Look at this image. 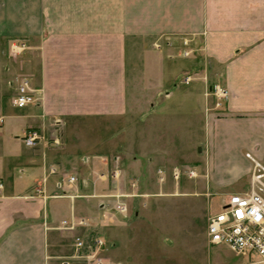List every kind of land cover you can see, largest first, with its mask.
<instances>
[{
  "label": "crops",
  "instance_id": "obj_1",
  "mask_svg": "<svg viewBox=\"0 0 264 264\" xmlns=\"http://www.w3.org/2000/svg\"><path fill=\"white\" fill-rule=\"evenodd\" d=\"M177 35L221 68L229 92L221 108L212 101L205 114L203 89L176 86L179 60L165 44ZM13 41L28 43L24 66L41 101L0 113V264H54V257L70 256L74 233L62 226L70 218L88 221L77 232L102 237L113 264L264 263L231 249L228 260L220 255L227 246H209L206 236L196 250L186 248L192 236L181 234L195 207L187 199L204 195V182L150 189L132 180L124 216L115 196L128 179L114 176L117 169L120 178L144 176L163 159L154 156L166 112L180 98L186 110L198 96L206 137L189 160L202 164L216 189L250 191L260 171L255 161L264 167V0H0V48ZM30 128L60 137L62 145L27 146L22 137ZM127 146L131 159L123 156ZM39 184L44 194L36 193ZM177 216L180 227H171ZM171 237L185 239L178 258L164 251Z\"/></svg>",
  "mask_w": 264,
  "mask_h": 264
},
{
  "label": "rangeland",
  "instance_id": "obj_2",
  "mask_svg": "<svg viewBox=\"0 0 264 264\" xmlns=\"http://www.w3.org/2000/svg\"><path fill=\"white\" fill-rule=\"evenodd\" d=\"M165 46L168 48L171 57L174 58L172 60H179L178 63H175L177 61H171L175 63L176 74H178L177 75L178 81L176 80V86L182 89L185 88L186 89L196 88L197 90L203 89L205 92L204 94L206 96L205 100L207 101L205 114H209L211 112L209 104L212 101H213V105L216 104V99L214 98V95L210 91V86L214 84H221V75H222L221 68H217L216 66L210 64V62L204 56L201 55L200 49L195 48L194 44H191L188 41V36L177 35V36L168 37ZM26 51L27 50H25L17 59H14L12 57H9L8 46L4 48H0V113L2 109L7 108L8 106H12L11 100L15 95L16 86L18 83L17 76L25 73L28 75L30 74L29 73L30 71L27 72V70H31V69L24 66L26 60L28 62L31 61V57L27 55ZM34 59H37V56H35ZM174 63L172 64L174 65ZM182 63H184L185 65L184 66L179 65ZM178 66L182 67L180 68L181 70L178 69ZM187 77H190L191 81L189 83H184V80ZM180 81H182L183 84ZM32 85H33V78H32ZM179 100L176 101L175 103H172V106L175 107V109H172L170 112L169 111L166 112L165 121L162 124L163 126L158 127V133L160 129L163 128L162 140H164V142L163 144H160L163 146H159L162 148L156 150L157 155H155L154 157L156 156L160 157L164 155V158L159 161L154 159V162L151 163L149 167L150 170H148V172H145L144 176H140L138 174H132L129 175L130 177L124 176L120 178L122 174H120V170L117 169V171H119V179H121L120 180L121 182H123L122 180L124 178L128 179L126 185L128 186V188L126 187L125 190H121L122 192L116 193L117 197L115 196V200L120 195V199L123 200L124 202L126 201L128 206L129 204H131V200H132L131 197L133 196V193H130L131 191L129 190V188L131 186L129 184H131L132 180L137 181L139 185H142V188H150V189L161 185H173L175 184V182L177 183L178 180L179 182L181 181L183 184H194L195 181L204 182V187H203V190H205L204 195H196L194 196V198L187 199V201L190 204H194L195 207L186 217L185 223L186 225L189 224L188 231H184V233L181 234L182 237H184V235L186 236V234H190L192 236V240L187 243L188 247L186 248L190 249V251L191 250L193 251L200 246L203 236H206L208 245L211 246L207 237V219L210 214L219 211L221 205L223 204V201L230 196V192H229L230 188H225V189L221 188L219 190L216 189V187L211 183L209 174L203 171L202 164L199 162L189 160L190 151H193V153L200 151L199 148L198 149L195 148V143L200 139L206 137L204 116L202 110L200 109V102L197 103L198 96H195V98H192V100L189 101L187 99L188 103L186 105L187 106L186 110L180 107L181 102H179ZM98 132H96V134L94 135L95 136L99 135ZM123 132L125 133L126 129H123ZM108 133H111V131L109 130L102 131V134L104 136L108 135ZM47 144L49 143L47 142ZM206 148L207 146L205 147V149ZM125 150H123L125 152L123 153V156H128L131 159L133 154H131L132 152L130 150V146H127V149ZM110 151L114 152L115 151L114 147L110 148ZM175 152L178 153L176 156L177 160L168 161L169 158L175 159V154H176ZM190 167H194L195 170L197 171V175L195 177L189 176L188 169ZM259 169L260 168H258V170ZM177 172H180L179 176L178 175L176 176ZM253 176H252V180H253ZM261 180L264 183V177ZM257 185L260 186V184ZM35 191L38 195L44 194L43 187H41L40 184L39 186H36ZM226 191H228V193H225ZM262 194L264 195V190L262 191ZM58 195H63V194H61L60 192L57 193L56 196ZM155 198L157 199L156 196ZM180 218L183 217L177 216L176 219H171L172 221L170 222V226L180 227L181 222L178 223V220H180ZM62 226L64 229H66L63 224ZM78 228L79 227H77V230L76 229L71 230V232L74 233L72 245L74 244L76 237L82 235L81 232H77ZM92 233H93L92 238L98 236L96 232H92ZM92 233L89 234L92 235ZM166 241L167 240L163 241L164 251L169 250L170 255L174 256L175 258H178L176 254L182 255L186 246L184 238L175 240L174 237L173 238L171 237L170 239H168L167 242ZM156 244H158V242H156ZM188 249L186 250L188 251ZM230 252H231L230 247L227 246L225 247L224 251L222 250V253H220V255L230 260ZM71 254L72 253H70L69 255ZM213 254H215V250H213ZM66 256L67 255H65V257H54L53 259L54 264H62L64 259L68 258ZM252 256L253 258H257V259L260 258L257 255H252ZM106 258L109 261H113L108 256H106ZM73 264H88V262H86L84 259L81 260L76 259L75 261H73Z\"/></svg>",
  "mask_w": 264,
  "mask_h": 264
},
{
  "label": "built area",
  "instance_id": "obj_3",
  "mask_svg": "<svg viewBox=\"0 0 264 264\" xmlns=\"http://www.w3.org/2000/svg\"><path fill=\"white\" fill-rule=\"evenodd\" d=\"M28 44L24 41H13L9 45V57L17 59L26 49ZM32 74H20L17 76L16 92L11 100L15 108H25L30 105H36L41 101L40 90L32 85ZM190 77L184 80L189 83ZM211 93L216 99V107L221 108L224 101L228 98L227 88L221 84H214L210 87ZM4 118L0 116V124ZM59 124V123H57ZM24 143L29 147H36L41 142H51L56 147L62 145L60 137L53 136L48 140L39 128H30L22 137ZM249 157L250 154H248ZM256 168H260L253 176L252 187L246 193H232L223 201L218 212L212 213L207 219V237L211 245H227L232 251L239 255H257L264 262V167L255 161ZM57 167H51L50 173H57ZM190 177H195L197 171L194 167L188 169ZM63 179L70 184L78 182L76 175H70L62 172ZM180 172L176 173V176ZM114 176H119L118 171ZM260 184L258 186L257 184ZM257 185V186H256ZM4 187L0 181V190ZM117 197V196H116ZM115 209L124 215L129 212V206L119 197L115 201ZM63 225L68 230H75L77 227L86 226L88 221L84 218L64 219ZM106 241L102 237H95L89 234L79 235L73 244V252L62 264H73L76 259H84L88 264H113L109 261L104 251Z\"/></svg>",
  "mask_w": 264,
  "mask_h": 264
},
{
  "label": "water",
  "instance_id": "obj_4",
  "mask_svg": "<svg viewBox=\"0 0 264 264\" xmlns=\"http://www.w3.org/2000/svg\"><path fill=\"white\" fill-rule=\"evenodd\" d=\"M199 150H200V148H199Z\"/></svg>",
  "mask_w": 264,
  "mask_h": 264
},
{
  "label": "trees",
  "instance_id": "obj_5",
  "mask_svg": "<svg viewBox=\"0 0 264 264\" xmlns=\"http://www.w3.org/2000/svg\"><path fill=\"white\" fill-rule=\"evenodd\" d=\"M92 236V235H91Z\"/></svg>",
  "mask_w": 264,
  "mask_h": 264
}]
</instances>
